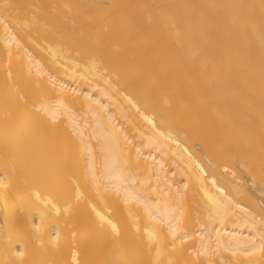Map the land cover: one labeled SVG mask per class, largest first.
I'll list each match as a JSON object with an SVG mask.
<instances>
[{
	"label": "bare ground",
	"instance_id": "6f19581e",
	"mask_svg": "<svg viewBox=\"0 0 264 264\" xmlns=\"http://www.w3.org/2000/svg\"><path fill=\"white\" fill-rule=\"evenodd\" d=\"M239 167L264 0H0V264H264Z\"/></svg>",
	"mask_w": 264,
	"mask_h": 264
},
{
	"label": "rangeland",
	"instance_id": "374dc122",
	"mask_svg": "<svg viewBox=\"0 0 264 264\" xmlns=\"http://www.w3.org/2000/svg\"><path fill=\"white\" fill-rule=\"evenodd\" d=\"M196 148L198 150L201 149V147L199 145H196ZM241 167L238 168V173L241 175L242 177V184L244 185V188L246 190V193L252 195L253 197H255L258 202L260 203V205L263 207V215H264V191L262 190V187L259 186L258 184L254 183V181L251 179L250 175L246 172H244L243 170L240 169Z\"/></svg>",
	"mask_w": 264,
	"mask_h": 264
}]
</instances>
